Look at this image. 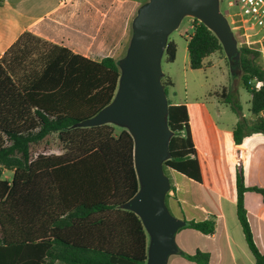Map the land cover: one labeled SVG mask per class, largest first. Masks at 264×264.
Listing matches in <instances>:
<instances>
[{
    "label": "trees",
    "instance_id": "16d2710c",
    "mask_svg": "<svg viewBox=\"0 0 264 264\" xmlns=\"http://www.w3.org/2000/svg\"><path fill=\"white\" fill-rule=\"evenodd\" d=\"M192 28L189 67L200 70L206 58L224 50L203 23L193 19ZM163 55L166 62H174V42L167 41ZM122 60L105 57L95 62L28 32L0 57V264H145L146 230L128 208L140 189L134 140L128 131L115 135L107 125L83 126L113 101ZM228 60L240 69L253 117L249 121L242 115L232 94H221L238 117L231 129L238 162L243 160L244 139L264 136V68L259 54L244 45L236 59ZM160 80L172 133L163 166L216 191L193 144L186 105L172 103L168 97L173 83L168 77ZM52 136L61 153L38 152ZM4 171L12 172L10 181L2 179ZM235 193L245 244L254 263L264 264L244 204L248 193L260 195L264 204V188L246 186L236 166ZM184 222L179 230L203 235L216 230L215 216ZM177 253L193 264L210 261L200 250Z\"/></svg>",
    "mask_w": 264,
    "mask_h": 264
},
{
    "label": "crops",
    "instance_id": "0c3cea01",
    "mask_svg": "<svg viewBox=\"0 0 264 264\" xmlns=\"http://www.w3.org/2000/svg\"><path fill=\"white\" fill-rule=\"evenodd\" d=\"M148 1L3 0L0 4V57L22 34L28 32L44 42L67 48L75 55L95 62L105 57L117 59L129 39L130 27L138 9ZM186 55L189 63L188 52ZM199 98L201 97L189 102L185 97V101L177 104H185L187 107L193 144L209 169L216 191L202 187L217 193L218 199L215 203H207L206 208L200 204L194 206L200 207L201 213L183 216L182 221L198 222L215 216L216 230L213 235H203L185 229L187 232L178 248L185 254H193L197 250L208 253L209 264H251L241 245L245 241L236 218L237 160L232 147L231 130L219 128L206 109V101ZM256 135L261 134L254 136ZM222 140L226 141L228 155H223L220 149ZM224 164L227 165V183L220 190L217 177L222 176L221 166ZM261 170L262 166L259 168ZM246 186L264 187L263 183ZM249 195L251 193L244 197L248 222L256 245L264 254V204L262 199ZM245 247L247 248L246 244ZM236 249L240 250V255ZM247 251L250 254L248 248ZM252 260L254 263L253 257ZM182 262L193 264L184 258Z\"/></svg>",
    "mask_w": 264,
    "mask_h": 264
},
{
    "label": "water",
    "instance_id": "95a60500",
    "mask_svg": "<svg viewBox=\"0 0 264 264\" xmlns=\"http://www.w3.org/2000/svg\"><path fill=\"white\" fill-rule=\"evenodd\" d=\"M184 17L203 23L219 39L227 58H237L238 48L218 0H149L132 22V36L121 61L122 71L113 101L85 127L117 123L128 128L134 140V166L140 189L128 208L141 220L151 237L147 264H166L178 248L174 237L184 221L170 216L164 205L169 184L162 174L168 157L171 131L166 125L167 98L161 84L160 60L168 35ZM242 169V161L237 162Z\"/></svg>",
    "mask_w": 264,
    "mask_h": 264
},
{
    "label": "rangeland",
    "instance_id": "374dc122",
    "mask_svg": "<svg viewBox=\"0 0 264 264\" xmlns=\"http://www.w3.org/2000/svg\"><path fill=\"white\" fill-rule=\"evenodd\" d=\"M221 10L223 12L227 10L225 0L222 2ZM229 11L233 13L236 9L230 8ZM193 19V17H184L179 23L178 28L168 35L167 41L175 43L177 54L172 63L166 62L164 55L161 57V78L164 80L168 77L173 83V87L171 89L169 88L168 97L172 103L177 104L180 101H185V97L187 101L193 102V99L201 97L199 100L203 99L206 101V109L214 123H216L219 128L230 131L238 122V117L229 106L224 104V99L221 97V94L223 92L232 94L234 101H236L242 109V115L247 120L251 121L253 117L249 113L250 95L242 88L240 81L241 72L238 65L231 63L225 52L216 53L206 58L203 68L200 70H192L189 68L186 57V42L193 34ZM131 36L132 24L130 27L129 39L125 44L130 41ZM233 36L236 40L237 48L243 45V38L239 32H233ZM125 56L126 52L123 46L121 55L117 60L120 61L124 59ZM215 96L217 98H215ZM105 125L113 128L115 135L123 130L128 131V128L121 124L107 123ZM243 147L242 173L245 185H250L252 183H263L264 185V136L252 135L245 138ZM220 149H222L223 155H228L226 141L222 140L220 142ZM38 152L45 155H59L61 153L54 136H52L47 143L42 144ZM244 159H246V162ZM261 166L262 170L259 171ZM221 170L222 176L217 177L220 190H222L223 186H226L227 183V165H222ZM162 174L170 186L164 198V205L170 216L176 220H182L183 216L189 217L193 213L200 214V207L194 208V206L200 204L202 207L206 208L207 203H215L218 199L217 193L205 189L167 167H162ZM11 177L12 172L4 171L2 179L10 181ZM190 186H192V188H190ZM249 196L255 197L258 200L262 199L260 195L253 193ZM184 230L185 229L178 230L174 237L177 248L182 241L181 239L187 232ZM146 237L147 260L145 264L148 263L151 245V237L148 232H146ZM241 245H243L246 254H248L251 264H254L245 244L241 243ZM236 251L240 255V250L236 249ZM166 264L184 263L182 262L180 254L176 253L168 256Z\"/></svg>",
    "mask_w": 264,
    "mask_h": 264
},
{
    "label": "built area",
    "instance_id": "2783aa9c",
    "mask_svg": "<svg viewBox=\"0 0 264 264\" xmlns=\"http://www.w3.org/2000/svg\"><path fill=\"white\" fill-rule=\"evenodd\" d=\"M224 0H218L219 11L232 32H239L243 45L256 51L264 68V0H225L227 10H221ZM230 8L236 11L231 13Z\"/></svg>",
    "mask_w": 264,
    "mask_h": 264
}]
</instances>
